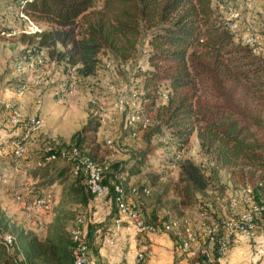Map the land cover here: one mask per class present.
I'll use <instances>...</instances> for the list:
<instances>
[{
    "label": "trees",
    "instance_id": "obj_1",
    "mask_svg": "<svg viewBox=\"0 0 264 264\" xmlns=\"http://www.w3.org/2000/svg\"><path fill=\"white\" fill-rule=\"evenodd\" d=\"M22 3L26 16L52 30L24 36L27 50L19 63L30 65L37 53L47 50L64 76L75 70L78 88L98 75L106 59L114 62L116 70H127L137 63L143 50L148 51L151 70L136 78L141 83L145 117L151 121L149 129L154 125L160 132H169L167 144L163 142L166 136H159L168 155L167 162L161 163L176 165L196 136L202 154L217 168L244 189H252L257 202L264 196V124L255 119L264 116V60L246 45L245 34L229 30L216 0H11L0 8H19ZM18 84L25 83L20 80ZM163 93L169 95L165 104ZM101 128L100 119L89 120L72 138L65 156L43 153L37 165H44L50 157L55 158L52 164L64 158L73 173L76 162L72 154L76 150L82 157L107 166L108 158L97 141ZM147 156L126 175L135 177L150 171ZM12 158L0 161V166L13 168L20 163ZM180 171V183L187 187L186 201L174 206L176 222L185 219V209L204 202L196 201L190 192L204 193L210 186L206 174L193 162H182ZM119 176L121 173L108 168L104 183L118 184ZM72 186L84 195L80 205L95 200L84 177H74ZM215 215L210 214L214 221ZM146 223L157 227L158 234L165 229L164 225ZM59 231L45 240L31 232L21 234L23 264H73L75 245L64 226ZM222 237L223 233L217 240ZM215 259H219L217 255ZM198 261L206 264L203 258Z\"/></svg>",
    "mask_w": 264,
    "mask_h": 264
},
{
    "label": "rangeland",
    "instance_id": "obj_2",
    "mask_svg": "<svg viewBox=\"0 0 264 264\" xmlns=\"http://www.w3.org/2000/svg\"><path fill=\"white\" fill-rule=\"evenodd\" d=\"M225 1L233 0H216V5L222 6ZM4 2H11V0H0V5H3ZM260 2L264 4V0H253L250 3H244L242 0L233 1L236 10L241 13L248 25L255 29L257 24L264 20V5H259ZM8 7H13L17 10V5L7 6L6 9ZM6 9L0 8V147H7V149L10 146L12 147L11 143L13 140L6 139L5 135H11L14 132L18 133V136L14 137V141H16L22 134V128L18 131L8 127L9 118L13 112L19 113L25 123L38 117L45 124L42 132L33 134L28 151V160L20 162L15 166L14 170L3 172L0 176V180L7 182L6 185L0 184V231L16 237L20 249L16 254V258H11L5 250L0 248V264H4L9 260L12 264H16L13 261H16L17 264H22V247L19 242L21 234L31 232L42 238H48L59 234V230L64 226L68 237L71 239L70 232L77 218L84 216L89 220L90 216L86 206L80 205L84 195L77 193L76 189L70 187L74 183V175L69 171L70 167L67 161L63 158V160L56 161L54 164H52L53 162L50 163L52 164L50 167L47 166L49 164L39 166L37 162L40 156L43 153H59L65 156L66 149L71 145L72 135L79 132L89 120L100 118L99 111L90 102L91 98L98 96L104 103L107 113L111 114L121 94L133 91L141 95V83L134 77L133 83L130 84L129 72L124 69L116 70L117 77L113 79L102 65L98 75L89 78L86 83L78 85L77 94L72 101V108H68L65 104L53 106V99L58 97L62 85L67 80L66 76L63 73L60 76L56 75L47 87L42 84L37 86L35 84L36 77L42 75V73H38L37 70L39 69H34L35 71L31 69L30 71L25 68V64L22 65L21 69L18 68V65L22 64L19 63L22 61L19 58L27 50L22 38L35 32H50L52 29L35 21L25 23L13 17ZM11 31L18 32V36L9 38L7 34ZM262 34L264 36V33ZM57 50L61 51L62 47L57 46ZM39 72L46 73L47 71L39 70ZM46 78L47 76L43 77V79ZM20 80H23L29 88L27 94L23 97L16 95V91L21 86L18 84ZM47 81H49V78ZM108 86H115L117 89L112 93ZM49 89L54 91H49ZM51 95L53 96L52 102L49 100ZM159 105L163 106L164 104L160 102ZM29 106L35 110H27ZM259 117L260 119H255L264 124V116ZM119 119L120 122L115 128L101 130L97 141L108 158L107 167L112 172L121 173L124 177L119 183L133 186L140 190L144 189V191L148 192L144 199V208L142 210V215L146 222H153L158 227L164 225L165 228L171 220H176L177 216L174 206L181 201H186L185 188L187 187L180 183V164L184 161L193 162L197 166L206 165L209 168V177L207 179L210 186L208 191L204 193L190 192L196 198V201H215L216 218L215 221L212 218L207 225L222 222L226 218L237 215V213L230 211L229 201L243 191L244 187L233 181L226 172L217 168L209 158L202 154L196 136L192 139L191 145L183 152L177 164L167 166L161 163V161L167 160L168 155L163 151L164 146L159 141L161 134L166 136V138L168 137L167 134L169 132L167 130L163 129L160 132L152 125L149 130L140 134L138 140L132 141L124 132L123 119ZM109 140L120 142L117 152H111L107 149L106 142ZM157 149L162 150L155 152ZM144 155H148L145 160H147L146 162L151 170L140 176L131 177L126 175L127 172H131L134 169L135 164H138L140 162L139 159ZM2 157L0 161H2ZM6 158L13 159L11 154ZM39 177L47 178V181L45 183L38 182L37 179ZM153 178H157L158 181L154 182ZM61 179L62 181L59 182V185L66 183L68 198H64L60 203L58 202L52 214L37 218L43 222V227L38 228L34 225L37 220L36 215L25 210L22 203L18 202L15 196H20L23 202L31 203L43 195L41 191L46 194V190L50 189L55 185V182ZM116 182L118 181L116 180ZM155 183L157 185L154 186L153 184ZM38 189L41 190L39 191ZM56 189L57 187L50 189L51 193L49 194L54 196ZM55 196L57 201L60 194ZM194 205L184 210L186 216H188L186 217L187 225L189 224L192 227H194L195 223L192 217L197 215ZM185 224L184 222V226ZM179 228L181 234L184 231V227L181 225ZM259 233H264L262 225H260L258 236ZM173 237L175 236L173 235Z\"/></svg>",
    "mask_w": 264,
    "mask_h": 264
},
{
    "label": "built area",
    "instance_id": "obj_3",
    "mask_svg": "<svg viewBox=\"0 0 264 264\" xmlns=\"http://www.w3.org/2000/svg\"><path fill=\"white\" fill-rule=\"evenodd\" d=\"M244 3H250L253 0H242ZM22 3L17 10L13 7H8L6 11L16 19H19L25 23H32L31 19L23 13ZM233 1H225L221 8H219L221 15L229 26V30L232 33H237L243 30L247 34L246 45L254 50L257 56H261L264 53V38L261 32L248 25V22L244 20L241 13L236 10ZM264 29V22L262 24ZM38 33V32H35ZM32 33V34H35ZM31 34V35H32ZM10 38H16L18 32L11 31L8 34ZM47 50H41L37 53L30 65H26L28 70L35 71L34 69H43L44 71L53 72L60 70L57 61H53L49 58ZM148 51L143 50L141 56L137 60V63L133 69L127 68L129 72L130 84L133 83V78L138 74H144L151 70L146 58ZM22 63L18 68H22ZM105 71L115 79L117 77L115 64L110 59L104 61ZM59 76L61 71L57 73ZM66 82L62 85L63 94L59 93V99L64 102L68 107H72V101L77 94V78L75 70H72L69 75L66 76ZM110 91L114 93L116 91L115 86H108ZM29 88L28 85H21L16 91V95L23 97L27 94ZM169 100V95L163 93L161 95V101L165 104ZM92 106L96 108L100 113V120L102 128H115L120 122L119 118L123 119L124 132L128 135L129 139L136 141L139 139L140 134L149 129L151 121L145 117L143 109V101L139 94L132 92L121 94L117 102L114 105L113 113L108 114L105 110V105L98 98H91ZM9 125L12 130H21L22 134L20 138L12 144V155L19 162H25L28 160V151L30 142L34 133H40L44 130V122L36 117L25 123L21 115L17 112H13L9 118ZM168 137L163 139V142L167 144ZM107 149L111 152H117L120 142L109 140L106 142ZM1 155V153H0ZM76 165L73 170L74 177H84L87 189L89 193L95 198V200H110L117 212V219L114 223L115 234H120L124 229L130 231L131 228H135L137 231L143 234L158 235L159 230L153 225H148L142 215L144 208V199L148 195L145 190L143 193L139 188L133 186H126L122 183L106 185L104 183V173L108 170L107 166L98 165L88 158L82 157L76 150L72 154ZM55 161L54 157H50L46 160L45 164H50ZM42 165V166H44ZM41 166V165H39ZM201 171L209 177V168L206 165L200 166ZM0 184L6 185L5 180H0ZM16 200L22 203L25 210L30 213H34L37 218L50 215L55 208V199L52 194H46L42 197L36 198L31 203L23 202L20 196L16 195ZM229 209L233 213H237L235 217L226 218L222 224L210 223V214L216 213L215 201L207 200L200 203L196 207V213L202 224L201 231L202 240L212 249L203 246L199 248L200 238L194 227L187 225L184 226V222L170 221L168 226H165L166 233H172L179 240V250L187 257L198 259L203 258L206 264H216L215 255L219 259L226 258L231 250L232 244L237 238L242 237L250 242L255 241L260 229V224L264 218V196L256 201L253 194V190L248 188L244 189L237 196L229 201ZM36 227H43V222L39 219L35 221ZM127 225V228H125ZM181 225L184 227V231L180 234L179 230ZM88 227V219L86 217H78L73 229L70 232L71 239L75 245L73 251V264H104L94 257H92V247L88 239L86 230ZM223 233V237L218 241L217 237ZM110 245H114V239L110 241ZM0 248L5 250L9 257L16 258V254L20 251L18 247V240L13 235H10L4 231H0ZM23 256V255H22ZM16 263V261H13ZM24 263V257H22V264ZM137 264H146L145 255H138Z\"/></svg>",
    "mask_w": 264,
    "mask_h": 264
},
{
    "label": "crops",
    "instance_id": "obj_4",
    "mask_svg": "<svg viewBox=\"0 0 264 264\" xmlns=\"http://www.w3.org/2000/svg\"><path fill=\"white\" fill-rule=\"evenodd\" d=\"M259 5H264V4L260 2ZM263 22L264 20L260 21V23L257 24V28H256L261 32V34L264 33V29L262 26ZM237 33L245 34V43H246V39H247L246 32L240 30ZM260 57L264 59V53ZM39 70H43V69H39ZM39 70H37L38 73H42V75L36 77L35 84L37 86L38 85L41 86L40 84H42L46 87L50 82L53 81V78L56 75L59 76L57 74L58 71L62 72V70L53 71V72L47 71L46 73H48V75H46L45 72H39ZM44 76H47V78L43 79ZM48 78L49 81H47ZM49 91H54V90L49 89ZM49 97H50L49 100L51 101L53 96L51 95ZM53 100H54L53 106L59 104H65L64 102L60 101L59 97ZM28 108L29 109L27 110H31V111L35 110L30 106ZM68 108H72V107H68ZM8 127L9 129H11L9 122H8ZM84 127H82L81 130ZM81 130L79 132H81ZM77 133L72 135L71 140ZM17 136L18 133L16 134L15 132L11 135H5L6 139L9 140H12L14 137ZM13 142L14 141H12L11 145L13 144ZM10 154H12V147L10 146L9 149H7V147L6 148L4 147L1 153V157L3 156L2 160H8L6 157L9 156ZM14 169L15 167L11 168V167L0 166V174H3V172H6L8 170L12 171ZM123 178H124L123 176H119L116 180L119 182ZM46 179L47 178L39 177L37 180L38 182L45 183L47 181ZM54 184L55 185H53L50 189L53 188L55 189V187H57V189L55 190L56 192L54 193L55 207H56L58 202L60 203V201H62L64 198H68V194H67L68 192H66L68 191V187L66 186V184L59 185V182H56ZM130 185H134V184H130ZM65 186L66 189L64 190ZM70 187L74 189L77 188V187H73L72 184ZM50 189L46 191L50 192ZM57 194L58 195L60 194V196L56 201L55 195ZM86 208L90 214L86 233L92 247V257H94L96 260L104 264H137L138 255L140 254L145 255L146 264H199L198 259L187 257L180 252L179 240L176 236H175L176 238L173 237V234L166 232H163L158 235L143 234L137 231L135 228H131L130 231L124 229L120 234H115L114 223L115 220L117 219V212L112 202L108 199L93 200L92 202H89L88 205H86ZM192 219L195 222L194 228L196 229L198 236L200 238L199 248L203 246L206 248V246L208 245L205 244V242H203L202 240V233H203L201 231L202 224L198 218V215L192 217ZM181 222H184V220ZM262 227L264 228V222H262ZM125 228H127V225H125ZM37 237L44 240L47 239V238H42L40 236ZM113 239H114V245H110V241ZM253 244H255V246H253ZM207 248L212 249L211 246H208ZM22 255H23V249H22ZM216 264H264V233H259V236L257 234V238L253 242H250L242 237L237 238V240H235L234 243L232 244L228 256L223 259H217Z\"/></svg>",
    "mask_w": 264,
    "mask_h": 264
}]
</instances>
